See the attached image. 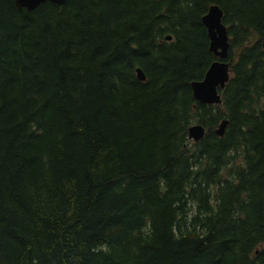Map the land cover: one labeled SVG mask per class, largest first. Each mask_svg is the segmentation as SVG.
<instances>
[{"label": "trees", "instance_id": "16d2710c", "mask_svg": "<svg viewBox=\"0 0 264 264\" xmlns=\"http://www.w3.org/2000/svg\"><path fill=\"white\" fill-rule=\"evenodd\" d=\"M263 42L264 0H0V264H264Z\"/></svg>", "mask_w": 264, "mask_h": 264}, {"label": "water", "instance_id": "95a60500", "mask_svg": "<svg viewBox=\"0 0 264 264\" xmlns=\"http://www.w3.org/2000/svg\"><path fill=\"white\" fill-rule=\"evenodd\" d=\"M47 1L61 6L67 0H16V3L20 9L26 8L29 11H33ZM223 19L224 10L218 4H212L208 12L203 16V22L210 38V49L218 59L210 65L203 79L192 82L194 97L202 103L211 105L223 103L222 91L226 88L232 76L231 65L228 61L231 36ZM166 39L172 40L173 35H167ZM137 76L141 81L147 80V75L141 67L137 68ZM228 124L229 119H224L215 129L216 133L223 137ZM206 133L207 129L201 123H195L189 128V138L194 141L202 140Z\"/></svg>", "mask_w": 264, "mask_h": 264}]
</instances>
